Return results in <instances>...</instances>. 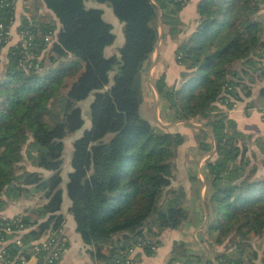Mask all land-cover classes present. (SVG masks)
I'll return each mask as SVG.
<instances>
[{"label": "trees", "instance_id": "obj_1", "mask_svg": "<svg viewBox=\"0 0 264 264\" xmlns=\"http://www.w3.org/2000/svg\"><path fill=\"white\" fill-rule=\"evenodd\" d=\"M17 1L0 0L6 28ZM95 1L109 5L124 25L119 57L105 56L116 36L103 12L87 8L85 0H29L18 34H31L30 45L11 46L4 55L9 45L0 44V213L12 201L44 200L15 221L0 216V227L23 226L25 246L61 233L65 187L83 243L98 263L111 264L135 248L152 256L160 245L155 238L188 219L182 196L171 190L185 138L152 125L140 107L144 71L159 39L158 7L165 34L176 39L190 0ZM263 12L264 0H202L199 25L175 52L180 84L169 86L165 75L156 82L166 119L201 124L204 129L195 128L198 151L216 149L204 166L208 232L227 252L214 263L178 242L169 264H264V138L242 133L228 115L264 83ZM92 96L91 128L74 142L65 182L64 140L84 128L80 103ZM26 157L51 175L25 170ZM254 237L263 241L261 252L252 250ZM24 248L9 246V260L22 264L31 252Z\"/></svg>", "mask_w": 264, "mask_h": 264}, {"label": "crops", "instance_id": "obj_2", "mask_svg": "<svg viewBox=\"0 0 264 264\" xmlns=\"http://www.w3.org/2000/svg\"><path fill=\"white\" fill-rule=\"evenodd\" d=\"M28 1L29 0H18L16 2L14 22L11 28L13 38L7 49L4 50V55L7 54V51L11 46H14L19 42L18 29L20 28L23 20L25 18H28L29 12H27L26 10L29 6ZM201 1L202 0H190L188 5L180 13L182 33L176 39H173L165 34V29L164 27L162 28V40L159 42L158 49L156 48L150 62L148 63V66L144 71L145 82L143 85V91L145 90V85L146 89L147 86H149L148 96L150 97L149 101L151 102V106H153V101L157 103L158 100L154 85H156V82L161 75H165L167 84L169 86H178L180 84V76L183 72V68L176 62L175 52L178 46L187 38H189L195 32L197 26L199 25L200 17L198 14V5ZM85 4L89 9L101 10L103 12L104 20L113 28V33L116 36V40L112 46L106 48L105 56L107 58H111L114 56L119 57V50L121 47L117 46L116 43L117 41H119L121 45L125 42L124 25L120 23L119 20L115 17L112 8L109 5L99 4L95 0H85ZM41 12L51 15L50 11H48V9L46 8L42 9ZM117 30L118 34L116 33ZM112 75L110 76V79H112ZM263 89L264 86L263 88H260L258 90V94H256L254 91L252 98L243 99V101L235 103L234 108L229 111L228 114L230 119L234 120L237 123L238 129L242 133L262 138H264V119L262 115V109L264 111V98L260 96V93ZM92 100L93 96L88 99V101L90 102H92ZM156 103L155 106L152 107L150 112L154 114V117L157 120L158 111H156ZM81 104H83V102L80 103V107ZM162 105L163 104L161 102L159 107ZM159 120L161 122L165 121V124H161ZM159 120L156 121L158 122V124H156L155 121L149 122L156 127L162 128L165 132L180 133L184 136L185 143L178 148L177 154L181 152L184 153L187 148H190V151L186 155L190 156V154H192V157L190 158V161L185 164L188 170H190V167L194 168L193 174L195 175L194 177H196V181L185 178L181 182L179 181L175 189L178 195L182 196L183 206L185 204V206H187L188 208L190 207L188 209L184 206L188 211V219L182 224L179 229H165L160 233L159 236L155 238V240H157L160 245L158 248H156L152 256L146 255L144 250L141 248H135L131 256L133 264H169L172 259V247L175 243L178 242H184L190 252L194 254H201L204 256L206 261H213L215 263L216 258L219 255L226 254L227 252L225 249V244H216L213 239L214 235H211L208 232V224L210 222L211 214L208 211L209 219L208 221H206V212L204 208V205L207 208L208 189V183L204 175V166L206 161L213 157V155L209 156L200 154L194 141L195 127L191 124L179 123L177 121L170 122L166 119V117L162 121L161 116H159ZM71 171L72 166L71 164H69V166L66 168V171H63L65 182L67 175ZM30 172L43 173L47 177L51 175V173L39 169L35 166L32 167V170ZM39 198L35 199L34 197L33 199L21 200L19 202L12 201L9 203L7 209L4 212L0 213V216L3 218H14L22 215L29 209L32 210L34 208H37L38 206H41L44 200L42 199L40 201ZM71 206L72 204L68 199L66 189L64 187L62 214L65 216V222L63 225L62 235L66 239L68 245L66 250L62 254V258L59 264H103L98 263L93 258V248L85 245L80 235L78 234L77 225L70 214ZM191 206H194V208L191 209Z\"/></svg>", "mask_w": 264, "mask_h": 264}, {"label": "built area", "instance_id": "obj_3", "mask_svg": "<svg viewBox=\"0 0 264 264\" xmlns=\"http://www.w3.org/2000/svg\"><path fill=\"white\" fill-rule=\"evenodd\" d=\"M13 26V23H12ZM6 28L3 24H0V44H10L13 38L11 28ZM33 40V36L30 34L26 38L22 35H19V43H22L24 46L30 45ZM49 42V39L47 40ZM16 44V45H17ZM264 119V112L262 113ZM15 218V217H14ZM14 218H8L12 221ZM21 226L19 230L15 231L11 226H1L0 227V264H14V261L9 260V255L7 249L11 245H16L25 250L30 249L29 258H21L22 264H41V253H46V256L43 259V264H59L63 252L67 248V241L62 235V232L59 234L51 233L43 236L42 238L32 242L30 245L25 246L22 243L21 236L26 232ZM12 236V238H10ZM27 248V249H26ZM135 250V249H134ZM134 250H131L130 255L125 260H116L111 264H133L132 253ZM220 264H227L224 261Z\"/></svg>", "mask_w": 264, "mask_h": 264}, {"label": "rangeland", "instance_id": "obj_4", "mask_svg": "<svg viewBox=\"0 0 264 264\" xmlns=\"http://www.w3.org/2000/svg\"><path fill=\"white\" fill-rule=\"evenodd\" d=\"M158 23H159V20H158ZM163 27L164 26H163V23H162V28ZM159 29H160V23H159ZM116 33L118 34V30H117ZM188 41H189V38H187L183 43H187ZM116 45L119 46V47H122L121 45H123V44L120 45L119 41H117ZM6 49H4V50H6ZM113 77H114V75H112V78ZM263 86H264V83H258L257 85H255V87H254L255 93L258 94V90L260 88H263ZM148 88H149V86H147V89H146V85H145V90L143 91V100H144V102L142 103L141 110H140L141 112L140 113H141V115H143L142 118L146 119L147 121H153V122L155 121V123L158 124V122H156V121L159 120V116H161V119L163 121L164 118L166 117L167 113L165 112V109H164L163 105L160 106V107L158 106V109L156 110V111H158V117H157V120L155 119L154 114L151 113L150 111H151L152 107L155 106L156 102L153 101L152 102L153 106L150 105L151 102L149 101L150 97L148 96V93H149L148 92ZM161 102H162V100H160V103ZM160 103H159V105H160ZM90 104H91V102L88 101V100L86 102H84L83 104H81V109L83 111V117L85 119L84 128L77 135H74L72 137L70 136V137H68V138H66L64 140V144H65V151H64V153H65L64 154L65 168H64V170L65 171H66V168L69 166V164H71V162H72L73 145H74L75 140L80 135H82L86 130L91 128V109H90ZM156 106H157V103H156ZM159 108H160V112H159ZM191 122H194L195 124H199V123H197L195 121H191ZM160 123L161 124H165V121H163V122L160 121ZM195 134H196V132L194 133V135ZM254 138L257 139L256 136H254ZM189 151H190V148H187L184 151V153L181 152V153L177 154L175 159H174V169H173V178H172V187H171L172 189L170 188L171 190H175L177 185H178V183H179V181L181 182L185 178H189V179L196 178V177H194L195 175L193 174V169L194 168L190 167V170H188L187 166L185 164L188 161H190V158L192 157V154H190V156L186 155ZM22 166L28 172H30L32 170V167H34V166H32L31 160L28 157L25 158ZM41 196L42 195H37L35 197V199L40 197L39 200L41 201L43 199V197H41ZM13 202H19V201H13ZM184 206H185V204H184ZM185 207L188 208L187 206H185ZM193 208H194V206H191V209H193ZM251 243H252V250H257V251L261 252V247H262V244H263V241L261 239H259L257 237H254L252 239Z\"/></svg>", "mask_w": 264, "mask_h": 264}, {"label": "water", "instance_id": "obj_5", "mask_svg": "<svg viewBox=\"0 0 264 264\" xmlns=\"http://www.w3.org/2000/svg\"><path fill=\"white\" fill-rule=\"evenodd\" d=\"M158 7V6H157ZM158 20H159V23H160V31H159V39H158V43H157V46L156 48L158 49V46H159V42L162 40V37H163V29H162V13H161V9L158 7ZM154 88H155V91L157 93V96H158V100H157V106H156V109H158V106H159V103H160V100H161V97L160 95L158 94V91H157V88H156V85H154ZM179 123H186V124H191L192 126H194L195 128H203L204 129V126L202 125H199V124H195L194 122H191V121H182V122H179ZM209 131V133L211 134L212 138H213V141H214V144L216 145V142H215V137L212 133L211 130L207 129ZM216 152V149L208 154L209 156H212L214 155ZM204 208H205V212H206V221H208L209 219V214H208V210L206 208V206L204 205ZM27 249V248H26Z\"/></svg>", "mask_w": 264, "mask_h": 264}]
</instances>
